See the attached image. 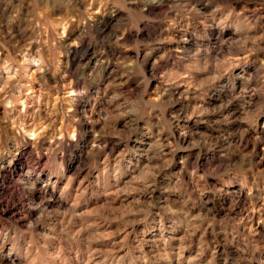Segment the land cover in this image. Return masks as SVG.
<instances>
[{
	"label": "rangeland",
	"instance_id": "obj_1",
	"mask_svg": "<svg viewBox=\"0 0 264 264\" xmlns=\"http://www.w3.org/2000/svg\"><path fill=\"white\" fill-rule=\"evenodd\" d=\"M262 35L247 0H0V264H264Z\"/></svg>",
	"mask_w": 264,
	"mask_h": 264
},
{
	"label": "clouds",
	"instance_id": "obj_2",
	"mask_svg": "<svg viewBox=\"0 0 264 264\" xmlns=\"http://www.w3.org/2000/svg\"><path fill=\"white\" fill-rule=\"evenodd\" d=\"M11 2H12V0H7L8 4H11ZM247 2H249V3L256 2L259 5V7H264V0H247ZM68 3L71 4L72 0H68ZM229 15H231V13ZM241 15H242V13L241 14H237V18L239 19V17ZM226 20H227V17L225 18V22H226ZM241 23L245 24L248 27L249 31H251L252 28L254 27L253 21L251 19H249L248 17H243V20L241 21ZM259 39L260 40H264V35L260 36ZM246 44H247V40L241 41V50L242 51L251 52L252 49L246 48ZM68 47H71V45H68ZM77 55H79V53H77ZM9 63H10V61H6L3 64L2 72L9 73V79H11L12 75H11V69L9 67ZM25 64H36L35 71L39 72V73H45L47 71H53V69L49 65H46L43 60H41L39 62L32 61V60H26ZM19 71H22L24 76L28 75V69L26 67H24L23 65L21 66V69ZM0 79H3L2 75H0ZM73 82H74V84L77 85V89L73 90L72 95L74 97L75 96H80V97L85 96L87 94V88H88L87 78H85V83L81 84V81H80L79 77L74 75ZM0 91H3V88H0ZM19 102L23 103L22 100H20ZM151 103L157 104V106H160V103H162V101L160 103H158L157 101H153ZM28 135H29V137L31 139H33V140L36 139V136H34L31 132H29ZM69 138L72 139V140H75L76 139L75 133L74 132H69ZM258 139H259V137H257V140ZM170 146L172 148V153H175V151L177 150V146L176 145H170ZM209 150H211V148H209ZM162 159H163V157H162ZM165 163H168V160H165ZM217 173L221 177H223V175L227 174V170H225L224 172H221L220 170H217ZM201 195H203L202 192H201Z\"/></svg>",
	"mask_w": 264,
	"mask_h": 264
},
{
	"label": "bare ground",
	"instance_id": "obj_3",
	"mask_svg": "<svg viewBox=\"0 0 264 264\" xmlns=\"http://www.w3.org/2000/svg\"><path fill=\"white\" fill-rule=\"evenodd\" d=\"M27 184H28V186H30L29 183H27ZM31 186H32V185H31ZM1 247H2L1 250H3V249L6 247V244L2 242V246H1Z\"/></svg>",
	"mask_w": 264,
	"mask_h": 264
}]
</instances>
